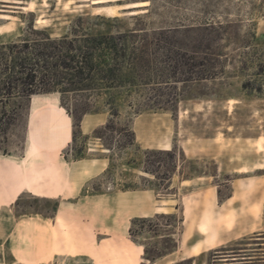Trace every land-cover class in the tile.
I'll list each match as a JSON object with an SVG mask.
<instances>
[{"label": "rangeland", "instance_id": "obj_1", "mask_svg": "<svg viewBox=\"0 0 264 264\" xmlns=\"http://www.w3.org/2000/svg\"><path fill=\"white\" fill-rule=\"evenodd\" d=\"M91 1L16 2L34 10L7 9L22 13L13 20L16 37L0 45L61 38L74 26L134 32L142 35L137 46L152 43L145 76L158 83L114 90L117 117L104 99L80 128L70 117L69 144L26 183L17 173L29 160L31 100L0 92V264L18 259L17 249L34 251L33 234L17 230L28 218L53 229L40 263L87 251L96 264H264V149L255 146L264 139V0H122L108 5L147 4L116 16L98 15ZM149 151L161 152L157 178L144 170ZM244 166L250 172L239 173ZM158 201L172 210L153 214ZM192 246L211 250L188 259ZM146 252L161 258L152 262ZM235 254L239 260L228 261Z\"/></svg>", "mask_w": 264, "mask_h": 264}, {"label": "trees", "instance_id": "obj_2", "mask_svg": "<svg viewBox=\"0 0 264 264\" xmlns=\"http://www.w3.org/2000/svg\"><path fill=\"white\" fill-rule=\"evenodd\" d=\"M78 27L80 30L74 26L70 34L57 39L44 34L42 39L0 45V92L11 96L17 91L28 101L33 96L58 94L74 128H80L86 115L99 112L96 110L101 99L113 116L119 115L114 90L158 83L145 76L153 62L148 52L150 40L143 38V44L137 46L142 35L134 32L94 35ZM30 29L38 34L34 26ZM142 32L147 34L146 30ZM128 131V145L134 146L135 134L130 128ZM159 154L147 152L144 162V170L156 178L159 162L155 157ZM143 219L135 220L133 225ZM130 233L133 235L132 229ZM146 255L152 262L161 258L148 252Z\"/></svg>", "mask_w": 264, "mask_h": 264}, {"label": "bare ground", "instance_id": "obj_3", "mask_svg": "<svg viewBox=\"0 0 264 264\" xmlns=\"http://www.w3.org/2000/svg\"><path fill=\"white\" fill-rule=\"evenodd\" d=\"M13 1L21 3L22 0H13ZM119 1L122 0H92L91 4L97 6L96 10L98 15L108 14L114 16H116V14L121 10H125V11L135 10V9L143 8L147 4L146 2H135V3H128L125 5H118V6L108 5L109 3H115ZM33 8H34L33 3H31L29 6L22 7L24 11H33L34 10ZM137 13H138L137 11H130L129 14L136 15ZM1 18L6 20L9 19L7 15H2ZM42 19L40 18L38 19V21H41ZM29 124L30 127L28 133V148H27L29 154V160H27L28 161L26 164L27 167L25 169L22 167L21 169L18 170L17 174L20 180H24V179L26 180L27 176L28 178H30V176L33 175V172L36 169H40L42 166L53 165L60 152H62V150L69 144L72 137V120L70 116L61 107L58 98L51 97L50 95L32 97L30 102ZM255 146L258 151H262L264 149V139L263 138L258 139L256 141ZM164 150H168V151L171 150V145L168 144L167 148H164ZM247 171L248 170L245 169L243 172H247ZM186 183L188 182L187 181L184 182V184ZM4 208H6V206L4 204H0V212ZM162 212H164L163 209H159L157 211V214ZM27 223L29 225L31 223V220L27 221ZM213 235L217 236L215 234ZM200 247L199 246L193 247L191 257L194 258V256L196 257L201 253Z\"/></svg>", "mask_w": 264, "mask_h": 264}, {"label": "crops", "instance_id": "obj_4", "mask_svg": "<svg viewBox=\"0 0 264 264\" xmlns=\"http://www.w3.org/2000/svg\"><path fill=\"white\" fill-rule=\"evenodd\" d=\"M16 2H14L13 0H0V7H3L4 10H0L3 11V14H0V16L2 15H7L8 17H10L9 19L5 20V19H1L0 18V40H6L10 37H16V34H14V32H16V27H15V22L13 20H18V15L19 13H22V6L26 5L28 3L23 2V5H20L19 7L13 6ZM10 8H18L21 11H14V10H7ZM121 11H125V10H121ZM218 164V162H217ZM245 169H247V172H243ZM255 170H262L263 166L262 164H259L257 166L254 167ZM220 171V168H219ZM250 172V169L247 166L242 167L239 170V173H248ZM28 178V176H27ZM26 178V179H27ZM23 181L26 180L24 179ZM184 181H189V183H191L193 180H184ZM183 181V182H184ZM183 182L181 183L183 185ZM217 197V196H216ZM217 199V198H216ZM159 203L155 205L154 210H153V214H156V210L157 209H163L166 208L168 210H172V208L169 207L168 202L165 201H158ZM220 206V205H218ZM179 209H176L175 211H178ZM181 214L185 219V205L184 203L182 204V208H181ZM150 215V212H144L141 213L137 216L139 217H148ZM31 220V223L28 225L27 221ZM42 221V222H41ZM17 230L18 231H26V232H31L33 234V238H34V251H28L26 249L20 248L17 249L15 251V255L17 256V258L19 259H14L11 264H96L95 260L93 259V257L89 254V252H79L76 255H70V254H65V253H59V254H55L53 256V258L49 259L48 261H45L43 263H40V256L43 253L44 250H46L47 247H51L54 244V235H53V229L52 226L45 220H41V219H37V218H28V219H23L20 220V223L17 224ZM40 231L41 235L36 236V233L34 231ZM209 235V234H208ZM38 237V238H37ZM205 236L202 237V239L199 242H203L205 240ZM183 241H181L182 244ZM194 246H192L190 248L189 251V257L188 259H192V249ZM201 253H203V251H209L211 250V248H206L205 246H202L201 248ZM35 253V254H34ZM184 253V252H183ZM195 257V256H194ZM149 261H145L143 262V264H148ZM151 264H158V263H151Z\"/></svg>", "mask_w": 264, "mask_h": 264}, {"label": "flooded vegetation", "instance_id": "obj_5", "mask_svg": "<svg viewBox=\"0 0 264 264\" xmlns=\"http://www.w3.org/2000/svg\"><path fill=\"white\" fill-rule=\"evenodd\" d=\"M239 252H241V251H239ZM239 256H240V254H235L234 257H237V258H235V259H228V261H229V260L238 261V260H239V258H238ZM243 263H244V262H243Z\"/></svg>", "mask_w": 264, "mask_h": 264}]
</instances>
